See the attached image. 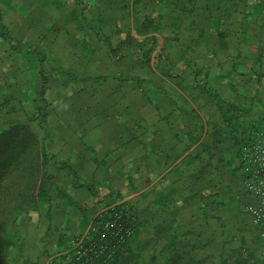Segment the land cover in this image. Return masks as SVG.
<instances>
[{
  "label": "crops",
  "instance_id": "crops-1",
  "mask_svg": "<svg viewBox=\"0 0 264 264\" xmlns=\"http://www.w3.org/2000/svg\"><path fill=\"white\" fill-rule=\"evenodd\" d=\"M35 1L64 29L42 50L100 68L66 81L68 119L49 129L58 190L39 260L121 201L136 217L121 262L264 264L240 149L252 131L264 142V0Z\"/></svg>",
  "mask_w": 264,
  "mask_h": 264
},
{
  "label": "rangeland",
  "instance_id": "rangeland-1",
  "mask_svg": "<svg viewBox=\"0 0 264 264\" xmlns=\"http://www.w3.org/2000/svg\"><path fill=\"white\" fill-rule=\"evenodd\" d=\"M54 17V13L48 9L44 13L42 6L35 0L29 5L22 3V0H0V131L21 125L37 135L39 146L45 152V179L49 172L53 173V177L56 175L51 163L54 155L49 152V129L54 122L68 119V115L59 116L56 111L57 107L65 108L70 104L67 99L69 90L66 81H70L68 76H90L93 71L100 73V68H96L93 62V69L70 68L65 66L63 59L58 58L64 66L53 60L59 53L42 50L44 44L50 40L42 36L45 30H54L57 36L53 34V39L65 38L62 32L64 29L60 31L57 28ZM62 45L68 47L65 46L68 45L66 43ZM81 55L88 56L87 53L84 56L83 52ZM56 63L60 65L57 66ZM50 185L54 191L58 188L54 178ZM54 198L52 196L51 202L47 201V195L41 200L38 198L40 204L21 217L17 226L12 228L11 235L14 234L17 247L10 256V264L43 263L44 259L39 260V257L44 258L39 237L45 231L44 237L52 234L47 229L51 217L47 207ZM43 248L45 249L44 245ZM43 264H46L45 261ZM135 264H147V256L143 260L137 259Z\"/></svg>",
  "mask_w": 264,
  "mask_h": 264
},
{
  "label": "trees",
  "instance_id": "trees-1",
  "mask_svg": "<svg viewBox=\"0 0 264 264\" xmlns=\"http://www.w3.org/2000/svg\"><path fill=\"white\" fill-rule=\"evenodd\" d=\"M68 77L69 80L75 78L72 75ZM101 78L106 80V77H95ZM44 153V149L39 146L37 135L28 127L20 125L0 131V264H10V256L17 247L11 230L17 226L19 219L35 209L45 195L47 201L52 200L53 188L50 181L53 180V173L49 172L48 177L44 178L47 174ZM249 196L253 199V204L255 199L250 193ZM132 219L135 225L136 217L133 211ZM127 246L128 244L126 248ZM137 259L143 260L144 256H130L120 264L128 261L135 264ZM147 264L180 263L178 260L170 263L169 259L161 256L156 260L147 257Z\"/></svg>",
  "mask_w": 264,
  "mask_h": 264
},
{
  "label": "built area",
  "instance_id": "built-area-1",
  "mask_svg": "<svg viewBox=\"0 0 264 264\" xmlns=\"http://www.w3.org/2000/svg\"><path fill=\"white\" fill-rule=\"evenodd\" d=\"M240 149L247 167L245 186L255 199L247 207L264 247V142L260 133L252 131L250 140ZM134 233L132 209L121 201L111 203L97 210L84 230L72 238L67 249L55 254L50 264H120Z\"/></svg>",
  "mask_w": 264,
  "mask_h": 264
}]
</instances>
